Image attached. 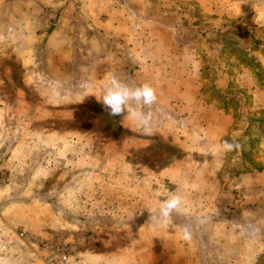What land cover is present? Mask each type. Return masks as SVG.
<instances>
[{
    "label": "rangeland",
    "instance_id": "rangeland-1",
    "mask_svg": "<svg viewBox=\"0 0 264 264\" xmlns=\"http://www.w3.org/2000/svg\"><path fill=\"white\" fill-rule=\"evenodd\" d=\"M110 76L156 89L150 135L97 100ZM41 238L71 264H264V0H0V264H48Z\"/></svg>",
    "mask_w": 264,
    "mask_h": 264
},
{
    "label": "clouds",
    "instance_id": "clouds-1",
    "mask_svg": "<svg viewBox=\"0 0 264 264\" xmlns=\"http://www.w3.org/2000/svg\"><path fill=\"white\" fill-rule=\"evenodd\" d=\"M111 116H123V120H131L144 134L150 135L153 131V106L158 102L156 89L148 82L141 84H129L115 76L107 78L102 87V94L96 96ZM147 109V111H145ZM125 110L127 115H124ZM240 145L228 140L223 141L222 149L231 152L238 149ZM150 219L161 227L172 223L171 217L174 212L188 214L182 191L178 188L169 192L159 202L158 215H154V209L148 208ZM198 224L205 223L202 216L196 218ZM180 239L191 243L193 240V229L189 224L180 228Z\"/></svg>",
    "mask_w": 264,
    "mask_h": 264
},
{
    "label": "built area",
    "instance_id": "built-area-1",
    "mask_svg": "<svg viewBox=\"0 0 264 264\" xmlns=\"http://www.w3.org/2000/svg\"><path fill=\"white\" fill-rule=\"evenodd\" d=\"M38 253L48 264H71L78 258V245L59 239H38Z\"/></svg>",
    "mask_w": 264,
    "mask_h": 264
},
{
    "label": "crops",
    "instance_id": "crops-1",
    "mask_svg": "<svg viewBox=\"0 0 264 264\" xmlns=\"http://www.w3.org/2000/svg\"><path fill=\"white\" fill-rule=\"evenodd\" d=\"M112 29H114V30H120V32H122V30H124L123 29V26H121L120 24H113ZM177 91L182 92V93H185L186 94V97L189 98V100H190L189 101V104L193 107V109H191L192 110L191 111V114H192L191 117H193V113L196 110V106H199V107L200 106H203L202 105L203 103L201 102V100L203 98L201 97V95H199V93H200L199 88L194 87L193 84H189V85H186L184 87L177 88ZM201 108H203V107H201ZM205 108H206V106L204 105V109L201 110V111H205L206 110ZM202 114H203V112H202ZM219 120L221 121L222 119H219ZM211 123H212L211 120H208V121L207 120H204V124L210 125ZM215 141H217V139H215ZM193 149L195 150V152H197L196 155H198V154H200L202 152L204 154L207 153L205 150H202L200 148H193ZM240 149L241 148L239 147V150ZM242 154H243V152L241 153V155Z\"/></svg>",
    "mask_w": 264,
    "mask_h": 264
}]
</instances>
